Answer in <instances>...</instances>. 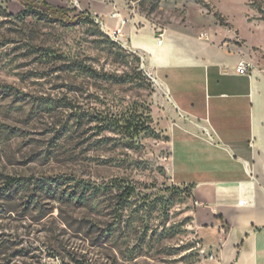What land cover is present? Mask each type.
Instances as JSON below:
<instances>
[{
  "label": "rangeland",
  "instance_id": "1",
  "mask_svg": "<svg viewBox=\"0 0 264 264\" xmlns=\"http://www.w3.org/2000/svg\"><path fill=\"white\" fill-rule=\"evenodd\" d=\"M56 1L71 22L0 0V264H190V190L166 173L180 115L138 52ZM78 2L200 36L229 29L239 47V29L264 27V0ZM245 52L258 60L257 46Z\"/></svg>",
  "mask_w": 264,
  "mask_h": 264
},
{
  "label": "crops",
  "instance_id": "2",
  "mask_svg": "<svg viewBox=\"0 0 264 264\" xmlns=\"http://www.w3.org/2000/svg\"><path fill=\"white\" fill-rule=\"evenodd\" d=\"M89 10L106 17L112 6ZM239 30L247 46L229 44V29L200 36L137 14L125 28L130 49L180 115L165 131L166 173L189 187L199 253L207 255L197 264H264V27ZM248 46H257L259 64L246 57ZM239 61L251 62V71L238 73Z\"/></svg>",
  "mask_w": 264,
  "mask_h": 264
},
{
  "label": "built area",
  "instance_id": "3",
  "mask_svg": "<svg viewBox=\"0 0 264 264\" xmlns=\"http://www.w3.org/2000/svg\"><path fill=\"white\" fill-rule=\"evenodd\" d=\"M131 3H137L140 0H130ZM69 6L77 7L80 12V18L85 20H90L97 24L100 30L110 39V41L116 43L118 46L131 50L128 44V39L125 34V28L131 21V15L133 10L128 9V14L125 15L121 12L120 8L116 4H112V11L106 16L103 17L100 14L91 13L89 10H84L79 7L78 0H70ZM162 32L158 34L157 43L161 44L162 42ZM142 63L144 58L141 57ZM253 64L247 61H239L236 65V71L241 74H246L251 71ZM261 73L264 75V65L260 69ZM207 133V132H206ZM207 135H209L207 133Z\"/></svg>",
  "mask_w": 264,
  "mask_h": 264
},
{
  "label": "trees",
  "instance_id": "4",
  "mask_svg": "<svg viewBox=\"0 0 264 264\" xmlns=\"http://www.w3.org/2000/svg\"><path fill=\"white\" fill-rule=\"evenodd\" d=\"M18 1L22 5L24 13L26 12L33 13V15L37 16V18L40 19L44 18L47 19V21L49 20V21L62 22V23L72 21L68 15L69 11H67L64 7L50 4L49 2H47V0H18ZM86 22H91V21L86 20ZM95 118L97 119L98 117L96 116ZM111 118L105 119L104 122L105 124H107V126L111 122H114ZM20 180L21 178H15L9 176L6 178L5 184L9 186ZM192 250H195L191 253L193 254L192 256H194V259L193 261H191L190 264H197V262H199V254H198L199 249H192Z\"/></svg>",
  "mask_w": 264,
  "mask_h": 264
}]
</instances>
